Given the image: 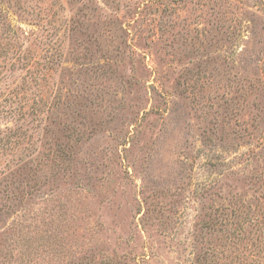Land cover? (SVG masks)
Instances as JSON below:
<instances>
[{"label":"rangeland","instance_id":"1","mask_svg":"<svg viewBox=\"0 0 264 264\" xmlns=\"http://www.w3.org/2000/svg\"><path fill=\"white\" fill-rule=\"evenodd\" d=\"M0 264H264V0H0Z\"/></svg>","mask_w":264,"mask_h":264}]
</instances>
